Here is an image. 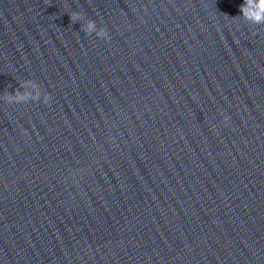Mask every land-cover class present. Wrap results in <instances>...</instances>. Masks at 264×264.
Segmentation results:
<instances>
[{
  "label": "clouds",
  "instance_id": "obj_1",
  "mask_svg": "<svg viewBox=\"0 0 264 264\" xmlns=\"http://www.w3.org/2000/svg\"><path fill=\"white\" fill-rule=\"evenodd\" d=\"M239 11L243 14L245 20H250L256 25H264V0H244V3L240 6ZM70 18L73 23L77 20L81 19V13L79 12H72L70 14ZM96 28V24L94 20H89L86 27H84V31L86 33H91ZM99 36H105L109 40L111 37L107 31V29L102 28L101 31L98 33ZM27 83L22 84L21 87H26ZM11 96L8 97L11 100ZM17 100H23L25 97L19 93L17 90L16 92ZM47 100H51L52 97L48 93L46 96ZM227 121V117H225V122Z\"/></svg>",
  "mask_w": 264,
  "mask_h": 264
}]
</instances>
